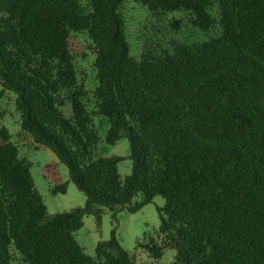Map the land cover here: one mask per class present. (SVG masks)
I'll list each match as a JSON object with an SVG mask.
<instances>
[{"label": "trees", "instance_id": "trees-1", "mask_svg": "<svg viewBox=\"0 0 264 264\" xmlns=\"http://www.w3.org/2000/svg\"><path fill=\"white\" fill-rule=\"evenodd\" d=\"M126 1L0 0V98L15 94L21 132L50 149L86 197L50 214L33 163L0 125V264H136L118 239L117 214L157 196L165 200L157 239L136 249L155 260L173 251L170 264H264V0H132L153 16L186 12L213 32L171 50L148 46L140 60L125 35ZM78 33L96 52L105 142L126 138L127 156L97 154L70 49ZM126 159L131 173L122 178ZM106 212L114 227L91 257L75 233L88 216L100 227Z\"/></svg>", "mask_w": 264, "mask_h": 264}, {"label": "rangeland", "instance_id": "rangeland-1", "mask_svg": "<svg viewBox=\"0 0 264 264\" xmlns=\"http://www.w3.org/2000/svg\"><path fill=\"white\" fill-rule=\"evenodd\" d=\"M82 4L87 6L88 0H82ZM121 13L126 21L125 35L131 55L138 60L145 48L154 44H160L164 49L171 50L173 43L202 42L213 36L212 31H202L194 27L191 16L186 12L153 16L146 7L128 0L122 5ZM175 20L179 22L178 28L174 27ZM69 42L79 84L84 87L86 92L84 102L92 114L94 126L100 137L97 154L127 156L129 153L128 140L121 138L114 146L108 145L105 142V137L109 124L106 119L96 114L94 92L98 81L95 67L96 52L92 41L86 33H78L72 34ZM14 101L15 94L13 93H5L0 98V125L9 130L12 141L20 149V156L33 163L31 174L48 212L50 214L64 213L83 206L86 197L70 180L67 168L60 163L50 149L37 148L32 139L21 132L20 116L15 110ZM63 110L67 115L70 114L69 105L65 106ZM131 168L130 160L126 159L121 162L119 165L120 176L124 178L129 175ZM59 182L68 183L65 194L51 192V188ZM164 203L165 200L161 196H157L150 204L136 213L122 211L117 214L118 239L136 264H170L173 261L175 254L173 251H166L160 259L155 260L143 249H136L139 240L157 239L156 235L160 226L157 207L163 206ZM113 227V219L109 212L103 215L100 227L97 226L94 217L88 216L84 218V225L75 233V237L86 254L94 257L97 244L110 239Z\"/></svg>", "mask_w": 264, "mask_h": 264}]
</instances>
